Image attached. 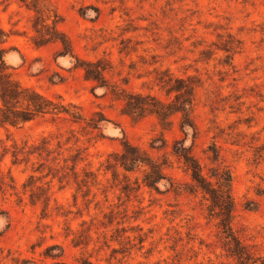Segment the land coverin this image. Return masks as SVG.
I'll list each match as a JSON object with an SVG mask.
<instances>
[{
  "label": "rangeland",
  "instance_id": "1",
  "mask_svg": "<svg viewBox=\"0 0 264 264\" xmlns=\"http://www.w3.org/2000/svg\"><path fill=\"white\" fill-rule=\"evenodd\" d=\"M54 14L71 53L36 30L49 32ZM0 27V54L14 77L82 114L0 126L11 149L46 139L50 150L14 162L0 148L11 184L0 186V264H237L209 201L188 190L193 180L172 151L175 138L208 175L218 164L231 169L235 233L264 255V0H0ZM86 59L107 65L106 85L86 78ZM167 71L200 83L196 130L183 132L180 114L164 128L153 113L123 110L117 90L166 98L155 78ZM100 116L98 127L89 125ZM126 139L169 163L159 189L143 183L144 166L108 168ZM215 144L217 161L208 157ZM52 243L63 247L55 259L45 256Z\"/></svg>",
  "mask_w": 264,
  "mask_h": 264
},
{
  "label": "trees",
  "instance_id": "2",
  "mask_svg": "<svg viewBox=\"0 0 264 264\" xmlns=\"http://www.w3.org/2000/svg\"><path fill=\"white\" fill-rule=\"evenodd\" d=\"M37 8V4H33ZM54 24L49 32H43L41 28L36 30L40 32L41 37L47 41H60L63 45L64 52H72V45L70 40L65 36H60L61 31L57 27V14H54ZM50 16V15H49ZM49 26L47 23L44 24ZM5 35L4 30L0 27V40ZM5 40V39H3ZM230 50V48H227ZM3 51L0 54V126L13 125L20 126L36 117L45 114L53 113L59 115L60 113L70 114L74 120L80 119L82 114L75 107L57 102L50 97L42 94L31 86L23 85L19 82L9 70V65L3 57ZM84 69V74L87 79L96 82L95 86L106 85L104 72L107 65L102 59H86L80 64ZM157 84L162 88L167 97H159L155 94L135 92L122 90L116 93H121L118 98L123 101V110L132 116H143L146 112L155 114L164 128H171L174 115L180 114V127L183 132H187L188 126L195 130L197 126L192 119L191 107L193 105L194 95L199 82L195 76H180L172 72H161L156 76ZM89 125L98 127V124L103 117H93ZM164 145L167 139L164 137ZM175 145L173 153L181 158L190 171L193 183L188 190L191 192L200 190L205 199L209 201V209L211 214H217L219 217V226L221 227L222 237L224 238L227 251L236 259L237 264H264V255L262 253L254 252L250 247L243 242V240L235 233L232 220L234 216L235 202L232 196V171L222 164L210 167V174L204 172V165L192 153L190 148L185 145L184 139L175 138ZM46 139L42 143L28 142L18 144L14 142L12 149L7 144H3L0 138V148L2 147V156L8 151L12 152L13 161L18 162L21 159V154H42L44 150L50 151L45 144ZM2 143V145H1ZM152 147H157L155 140H153ZM212 147V154L208 157L214 161L219 160L220 152L215 144ZM169 165L167 160L159 162L152 158L140 146L131 143L128 139L123 141V150L113 154V160L109 162L108 168L113 166H122L126 171H135L137 168L144 166L143 183L159 189L158 182L166 175L164 169ZM118 172L114 170V175ZM127 176V175H125ZM138 186L141 184L138 181ZM7 183L5 177L0 170V186L4 187ZM26 187L27 184L24 183ZM37 187L44 189L41 185ZM34 191L31 197L34 200ZM50 195L44 196V202L48 206ZM46 257L56 258L62 255L63 247L58 243H52L46 247ZM56 249H61V252H54ZM116 251V249H114ZM30 259L18 258L17 264H29ZM60 261L55 260L50 264H60Z\"/></svg>",
  "mask_w": 264,
  "mask_h": 264
}]
</instances>
